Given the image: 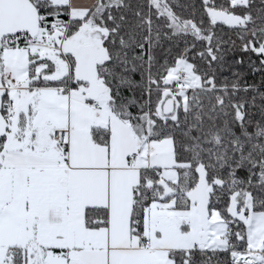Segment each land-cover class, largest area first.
I'll return each mask as SVG.
<instances>
[{
	"label": "snow or ice",
	"instance_id": "6c2138e0",
	"mask_svg": "<svg viewBox=\"0 0 264 264\" xmlns=\"http://www.w3.org/2000/svg\"><path fill=\"white\" fill-rule=\"evenodd\" d=\"M0 264H264V0H0Z\"/></svg>",
	"mask_w": 264,
	"mask_h": 264
}]
</instances>
